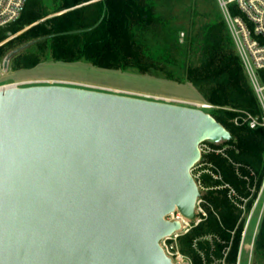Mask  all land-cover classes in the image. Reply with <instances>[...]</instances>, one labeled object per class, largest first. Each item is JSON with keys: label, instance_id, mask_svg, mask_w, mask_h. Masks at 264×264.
I'll use <instances>...</instances> for the list:
<instances>
[{"label": "water", "instance_id": "95a60500", "mask_svg": "<svg viewBox=\"0 0 264 264\" xmlns=\"http://www.w3.org/2000/svg\"><path fill=\"white\" fill-rule=\"evenodd\" d=\"M229 139L198 108L62 85L0 90V264H174L159 241L181 225L164 216L194 217L199 145Z\"/></svg>", "mask_w": 264, "mask_h": 264}, {"label": "trees", "instance_id": "16d2710c", "mask_svg": "<svg viewBox=\"0 0 264 264\" xmlns=\"http://www.w3.org/2000/svg\"><path fill=\"white\" fill-rule=\"evenodd\" d=\"M138 1L61 0L59 9L89 3L33 25L1 45L0 56L14 44L34 41L10 57L13 68L29 69L46 60L85 61L97 68L160 73L166 79L180 81L169 65L179 67L184 81L214 106L211 115L229 131L230 139L217 147H224L223 155H201L199 163L211 164L221 178L213 180L202 175V184L228 187L201 194L206 217L178 238V248L191 264H236L243 230L240 204L245 200V208H250L263 177L264 130L250 129L241 119L243 112L260 114L257 99L216 0V10L206 15L210 21L187 32L183 42L176 40L170 47L161 48L167 56L172 50L180 54L178 61L171 58L162 66H157L152 57L154 48L148 43L153 39L152 32L130 29L129 18L137 13ZM230 10L238 14L233 5ZM41 17L31 2L21 19L0 28V41L6 32H17ZM147 18L138 14L140 22ZM99 20L97 26L85 30ZM255 253L264 263V213L256 234Z\"/></svg>", "mask_w": 264, "mask_h": 264}, {"label": "rangeland", "instance_id": "374dc122", "mask_svg": "<svg viewBox=\"0 0 264 264\" xmlns=\"http://www.w3.org/2000/svg\"><path fill=\"white\" fill-rule=\"evenodd\" d=\"M31 2L42 17L25 25L17 32H6L5 38L0 41V46L39 22L59 16L71 9L89 3L86 2L71 8L59 9L61 0H28L23 13L16 21L23 17ZM214 10H216V5L213 0H139L137 2V13L135 15L131 14L129 18L130 29H148V31L152 32L151 34L154 35L153 39L148 41L154 48L152 57L156 59L155 63L157 66H162L166 60H170L171 58L173 61H178L180 54L173 53L171 49V55L167 56L161 52V48L165 45L170 47V44L176 40L180 43L183 42L187 32L195 31L200 27L201 23L211 20L206 15H210V13L212 15ZM138 14L148 15V18L140 22ZM29 42L31 41L21 45L14 44L7 48L3 55L0 56V88L8 84L29 81L31 83H23L17 87L62 85L142 99L147 97L149 100H152L154 97H160L196 104L206 103L192 85L184 81L180 73L181 69L179 70V67L177 68L174 65H169V68L175 71L180 81L166 79L160 73L159 75H153L151 72L149 74L136 70L121 71L97 68L85 61L64 63L46 60L33 68L20 69L13 68L11 59H9L7 67L4 68L3 62L5 57L13 50ZM29 45H32V43ZM180 103V105H185L182 102ZM213 109L214 107L205 109L204 111L212 114ZM213 144H216V147H218L221 145V142ZM220 148L224 149L222 146ZM210 154L222 155L215 152H211ZM198 163L199 161L193 166L191 174L193 176L198 175L199 178L202 175H209L214 180L210 172L211 170H209L211 168L209 163ZM261 185L262 182L248 210L245 208V200L240 204V206H243L241 213L243 230L241 232L236 264H264L255 253L256 234L264 213V188L261 190ZM199 211V207L197 206L190 223L198 217Z\"/></svg>", "mask_w": 264, "mask_h": 264}, {"label": "built area", "instance_id": "2783aa9c", "mask_svg": "<svg viewBox=\"0 0 264 264\" xmlns=\"http://www.w3.org/2000/svg\"><path fill=\"white\" fill-rule=\"evenodd\" d=\"M26 2L27 0H0V28L15 22L23 12ZM216 3L219 10L221 11L227 29L233 40L235 51L242 62L244 72L260 108L259 115H252L250 113L243 112V116L241 117L242 122L245 123L250 129L260 127L264 130V0H216ZM231 5L236 8L238 14H232L230 10ZM23 83L31 82H17L12 85L17 87ZM144 98L149 99L147 97ZM152 100H158L160 102H166L175 105H180V102H182L185 105L180 106L198 108L203 111L205 109L214 107L208 103L196 104L192 102L177 101L172 99L170 100L160 97H154ZM234 123H237L236 119L234 120ZM213 145V143L207 141L202 142L199 145L201 155L210 154L211 152L221 153L223 155L224 149L217 148ZM209 166L211 167L209 170H211L210 172L214 180H220L221 178L219 174L212 170V165L209 164ZM193 177L200 192L195 205V209L198 206L200 210L198 217L195 218L192 223H190L191 220L185 219L176 209L164 216L165 220L177 221L181 225L180 230L165 236L159 241L160 247L164 253L170 257L174 264H191L189 258L179 251L178 238L181 235L186 234L193 226H196L202 220V218L206 217V211L204 209L205 201L202 199L201 194L208 189L222 188L227 186L225 184L216 187H205L198 175ZM261 182L262 190L264 188V157L263 177ZM240 207L243 208V206Z\"/></svg>", "mask_w": 264, "mask_h": 264}, {"label": "bare ground", "instance_id": "6f19581e", "mask_svg": "<svg viewBox=\"0 0 264 264\" xmlns=\"http://www.w3.org/2000/svg\"><path fill=\"white\" fill-rule=\"evenodd\" d=\"M13 85L12 84H8V85H6V86H3V87H1L0 89H6V88H9V87H12Z\"/></svg>", "mask_w": 264, "mask_h": 264}]
</instances>
